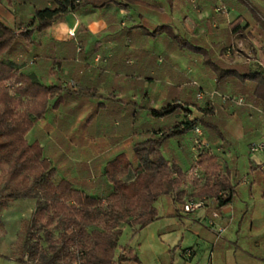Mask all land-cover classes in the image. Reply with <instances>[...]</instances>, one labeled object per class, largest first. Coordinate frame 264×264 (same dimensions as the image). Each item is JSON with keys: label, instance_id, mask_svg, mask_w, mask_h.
<instances>
[{"label": "crops", "instance_id": "obj_1", "mask_svg": "<svg viewBox=\"0 0 264 264\" xmlns=\"http://www.w3.org/2000/svg\"><path fill=\"white\" fill-rule=\"evenodd\" d=\"M202 1L218 4L214 0ZM181 2L178 11L183 15L181 25H184V21L190 19L186 4L188 6L191 0ZM174 3V0H116L104 6L85 5L36 33L35 45L25 42L26 49L20 45L19 50L4 56L22 73L63 88L59 101L50 100L48 113L36 121L27 135L30 143H39L44 148L45 156L57 168L59 177L103 198L111 187L105 178L107 163L122 153L133 163L136 161L133 144L140 137V126L153 123L148 105L160 107L175 95L190 102L197 86L206 93L202 101L208 96L212 103H227L221 96L227 94L218 89L216 80L206 76L200 65L191 63L186 52L172 50L170 40L164 35L142 34L141 31H150L157 25L173 23V13L177 10ZM50 4V0H0V16L13 25L23 21L33 11V5ZM233 4L225 7L238 14ZM235 18L225 20L231 22ZM196 19L195 30L208 34L204 18ZM216 25L214 22L213 26ZM132 27V33L127 35L125 30ZM71 31L75 35H71ZM249 45L250 53L237 46L242 55L233 54L235 47L226 49L222 55L229 63L250 61L264 69V51L257 48V44L254 45L255 51L251 42ZM157 56L159 62L165 60L169 64L160 73L155 67ZM241 57L245 59L240 60ZM212 92L219 95L211 97ZM240 98H243V105L261 113L260 124L254 122L248 112L240 114L237 110L242 105L237 102ZM230 101L228 114L232 115L227 118L226 130L232 145L226 151L218 146L212 150L220 152L222 159L225 155L229 157L224 162L232 171V201L218 210L213 197L196 195L194 183L188 180L184 182L187 193L182 201L164 195L156 203L158 208L159 202L163 201L165 213L169 216L167 223L158 226V231L163 235L180 230L181 237H177L180 250H192V255L200 260L198 264H230L231 259L235 264H264V149L256 153L250 151L252 144L264 143V110L246 103L243 95L232 96ZM192 108L191 118L204 117L202 112ZM240 115L247 125L244 132L251 135L248 150L243 152L237 145L239 136L234 137L230 128L233 122L241 120ZM197 126L202 128L204 137L210 142L203 126ZM195 137L191 131L182 138L172 139L164 148L165 156L187 170L192 159L199 155ZM233 149L235 158L228 154ZM8 171L4 161L0 165V185ZM192 198L203 200L204 206L186 217L180 212L175 213L179 210L178 203ZM13 203L15 201L2 214V240L17 237L20 229L21 221L15 225L8 215ZM214 212H218L217 217L213 216ZM221 228L224 230L218 237ZM2 231L6 233L3 235ZM8 260L19 264L12 255L0 251V264ZM131 262L135 261L122 264Z\"/></svg>", "mask_w": 264, "mask_h": 264}, {"label": "trees", "instance_id": "obj_2", "mask_svg": "<svg viewBox=\"0 0 264 264\" xmlns=\"http://www.w3.org/2000/svg\"><path fill=\"white\" fill-rule=\"evenodd\" d=\"M50 1V5H33V11L13 25L0 16V165L4 161L11 163V170L3 175L0 185V228H3L2 214L11 202L35 199L33 212L21 221L13 245V258L19 264L140 262L130 246H121L117 253L120 237L126 225L143 229L158 220L156 203L162 196L182 201L187 193L184 182L191 180L195 194L213 197L218 210L233 199L231 168L222 160L220 152L212 149L218 146L226 151L232 145L226 130L227 118L232 115L228 114L232 96L243 95L246 103L264 110V69L250 61L229 63L222 54L235 47L233 54L242 55L236 38L245 39L248 33L255 39L251 42L254 51L255 44L264 51V0H223L225 5L234 2L239 12L231 22L216 14L206 19L205 27L212 40H207L204 33L181 32L171 24L141 31L146 36L168 38L172 50L186 52L190 62L200 65L205 75L215 79L218 89L230 98L226 104L212 103L208 96L202 101L197 98V93L202 91L197 86L190 102L175 95L160 107L148 105L153 123L140 126V137L133 144L136 161L133 163L122 153L107 163L105 178L111 187L103 198L59 177L44 148L27 138L36 121L48 113L50 100L59 101L63 88L22 73L4 56L19 50L25 42L35 45L34 35L60 17L85 5L104 6L116 0ZM132 29L125 30L127 35ZM155 67L160 73L169 64L165 60L159 62L157 56ZM190 105L204 117L191 118L194 109ZM237 110L240 114L248 112L260 124L259 111L243 104ZM199 124L212 146L199 150L197 158L184 170L165 156L164 148L172 139L182 138Z\"/></svg>", "mask_w": 264, "mask_h": 264}, {"label": "rangeland", "instance_id": "obj_3", "mask_svg": "<svg viewBox=\"0 0 264 264\" xmlns=\"http://www.w3.org/2000/svg\"><path fill=\"white\" fill-rule=\"evenodd\" d=\"M174 2H176V4L174 3L173 5L176 6L175 8L177 10L175 9L176 12L173 13L174 19L171 25H174L177 29L181 30V32H188L189 34H197L198 32L194 28L197 17H201V19L204 18V22H206V19L211 14H216L219 17L230 18V19H233L238 15L236 11H231L228 8H226L223 0H215V2L218 3L217 5L215 3L214 4L211 3V1L206 3L202 0H191V2L188 3V6L186 4V10L188 7V13L186 14L190 19H186L184 21V25H181L183 15L181 14V12L178 11V9L179 6L183 3L181 2V0H174ZM216 8H220L221 10L219 12H216L215 11ZM205 35L207 40H212L209 33L208 34L205 33ZM247 37L245 39L244 38L241 39L237 37L236 46H238L240 50H244V52L250 53L251 46L249 45V43L254 42L255 39L251 35V33H248ZM227 59H229V57ZM244 59H245L244 57L240 58V60H244ZM205 82H208V80H205ZM194 114H197V112H195ZM240 117L241 120L239 122H233L230 128L232 130L234 137L239 136L240 142H238L237 145L238 146L240 145V149L241 148L243 149L240 151L243 152L245 151V149L248 150L249 143L247 142L248 141L250 142L249 137L251 135L247 136L249 132H244L245 126H247L246 121L241 115ZM185 140L186 143L189 142L187 138ZM234 150L235 149H233L232 151L229 150L228 154L235 158V156H233L232 153ZM228 158L229 157L225 155L222 160L226 161ZM9 167H11L10 162L7 163V171ZM20 200H24V199L15 200V203L11 205L8 211L10 222H13L15 225H17L23 219L29 218L35 207V199L31 201L29 199H26L28 201H20ZM177 205H179L177 206L179 208L178 212H180L181 215H183V217L195 213V212H191L188 214H186L185 212L183 213L180 210L181 209L180 206L183 205V203L180 202ZM158 210L160 214V218L158 220L160 221L158 223H155L154 225H151V227H146L144 229L139 230L130 225H126L120 237L117 253L120 252L121 246H130L135 249L136 253L139 254L138 256H140L139 257L140 262H137L139 264H198L200 261L199 258L197 256L194 257L192 253L189 254L190 249H185V250L183 249L184 251L180 250L178 245L179 242L177 241L178 240L177 237L178 238L181 237V233L179 232L180 230L177 232L176 231L169 232L163 235L161 234V232L158 231V226L163 223H167V220H169L168 218L169 216H167L165 213V206L163 201L159 202ZM162 232H165V230ZM16 238L17 237L12 236L2 240L0 236V251L13 256V245ZM232 251L233 250L229 252L232 253ZM231 253H229L230 256ZM182 255H185L184 257L186 260L183 259ZM9 263L16 264L14 261H9V260L6 261V263L3 262V264H9ZM137 263L131 262L126 264H137ZM230 264H235V261L231 259Z\"/></svg>", "mask_w": 264, "mask_h": 264}, {"label": "built area", "instance_id": "obj_4", "mask_svg": "<svg viewBox=\"0 0 264 264\" xmlns=\"http://www.w3.org/2000/svg\"><path fill=\"white\" fill-rule=\"evenodd\" d=\"M217 10H219V8ZM70 34L71 35H75L74 31H71ZM195 84H196V82H195ZM216 94H218V92H212L209 95L211 97H213ZM205 96H206V93L203 92V91H199L197 93V97L200 100L203 99ZM221 96L223 97L224 100H227V99L230 98L228 95H225V94H222ZM237 102L239 104H243L244 103L243 98H240ZM193 131L196 134V137H195L196 149L201 150V149L209 148L211 146L210 142L204 137V132H203L201 127L196 126ZM263 149H264V143H254L250 147V151L253 152V153L259 152V151H261ZM194 173L196 174V172H194ZM203 206H204L203 200L192 198V199H189V200L185 201L183 203V205L180 206L181 207L180 210L183 213L185 212L186 214H188V213H191V212H195L197 209L202 208ZM213 216L217 217L218 216V212H214ZM211 224H213V221H211ZM223 230H224L223 228L219 229L218 237H220V235L223 232ZM189 254H191L190 250H189Z\"/></svg>", "mask_w": 264, "mask_h": 264}]
</instances>
